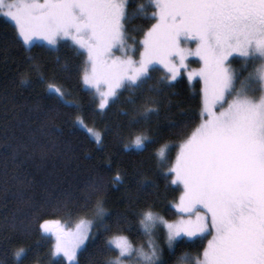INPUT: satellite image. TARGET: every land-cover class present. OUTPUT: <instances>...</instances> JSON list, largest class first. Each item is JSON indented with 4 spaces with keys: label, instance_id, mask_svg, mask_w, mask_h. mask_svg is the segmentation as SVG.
Here are the masks:
<instances>
[{
    "label": "snow or ice",
    "instance_id": "1",
    "mask_svg": "<svg viewBox=\"0 0 264 264\" xmlns=\"http://www.w3.org/2000/svg\"><path fill=\"white\" fill-rule=\"evenodd\" d=\"M128 6V0H0V16L13 24L26 49L37 38L52 49L70 40L74 52L86 56L83 84L95 89L101 110L121 89L140 90L157 64L167 73L158 81L157 93L186 70L190 56L201 64L187 73L189 81L198 76L203 82L199 123L178 133V151L165 173L180 191L171 202L178 219L170 221L145 203L135 213L142 237L136 245L123 234L119 218L114 225L104 224L109 213L98 195L100 184L93 182L89 188L97 198L94 203L85 198L80 211L92 212L94 220L81 218L74 230L60 221L40 223L41 232L55 239L52 256L78 264V252L94 239L92 228L98 222L107 234L104 251L112 253L101 264H163L157 243L161 234L169 250L184 237H211L195 257L182 254L176 264H264V0H148L157 9L155 23L143 39L132 37L131 44L125 27ZM137 11L146 15V5L139 4ZM236 58L239 69L233 67ZM29 71L40 69L30 64ZM40 79L44 82L43 75ZM28 83V78L21 80ZM47 92L65 106L72 104L54 81L47 83ZM155 104L146 99L139 119L130 124L148 122L158 113ZM76 123L86 127L80 117ZM87 131L102 144L99 132ZM130 137L125 150L144 151L153 142L144 131ZM168 148L164 143L155 150L161 168L169 164ZM113 183L123 184L124 174L117 172ZM153 186L140 180L137 192ZM25 252H14L19 264Z\"/></svg>",
    "mask_w": 264,
    "mask_h": 264
},
{
    "label": "trees",
    "instance_id": "2",
    "mask_svg": "<svg viewBox=\"0 0 264 264\" xmlns=\"http://www.w3.org/2000/svg\"><path fill=\"white\" fill-rule=\"evenodd\" d=\"M128 2L125 27L132 43V37L141 40L155 23L152 13L156 8L148 6V0ZM141 3L147 7L146 15L137 11ZM85 59L65 42L55 49L43 44L26 49L14 26L0 18V264H19L14 252L20 248L26 250L20 258L23 264H66L52 256L53 241L42 234L39 225L44 220L68 226L81 218L94 220L92 212L80 211L85 198L93 203L97 198L89 188L93 182L100 184L98 195L109 213L104 224L114 225L119 218L126 229L123 234L136 245L142 237L135 213L145 203L153 204L170 221L177 217L171 202L180 191L165 173L178 151V133L199 123L200 83L179 78L157 93V83L165 73L155 68L140 90L121 89L118 98L101 111L95 96L83 86ZM30 64L38 65L40 71L30 72ZM233 67L239 69V58ZM24 78L30 83L21 84ZM52 81L63 87L71 105L51 98L47 83ZM148 98L156 101L158 113L133 126L130 122L139 119ZM77 117L86 127L76 123ZM88 128L102 135V144L91 137ZM139 131L153 142L144 151L125 150L130 134ZM164 143L169 146V164L161 168L155 150ZM117 172L124 174L123 184L113 183ZM143 179L154 186L137 192ZM92 236L78 253V264H101L112 256L104 251L107 234L98 222ZM157 243L163 249V264H176L182 254L195 257L207 239H180L169 250L161 234Z\"/></svg>",
    "mask_w": 264,
    "mask_h": 264
},
{
    "label": "rangeland",
    "instance_id": "3",
    "mask_svg": "<svg viewBox=\"0 0 264 264\" xmlns=\"http://www.w3.org/2000/svg\"><path fill=\"white\" fill-rule=\"evenodd\" d=\"M156 11H157V9H156ZM0 18H2V19H4V20H6V21H8L6 18H4L3 16H0ZM10 24H12L10 21H8ZM13 25V24H12ZM144 35V34H143ZM143 39V38H142ZM21 41H22V39H21ZM23 42V41H22ZM68 43L69 45H71V41L70 40H61L60 42H59V44L60 43ZM130 43V42H129ZM34 44H43V45H47V42L46 41H44V40H41V39H39V38H37L36 39V41H35V43ZM131 44V43H130ZM47 46H49V45H47ZM51 47V46H50ZM193 47H194V45H193ZM117 55H120V53H116ZM85 58H86V56H85ZM135 59H139V53L137 52L136 53V55H135ZM231 59V58H230ZM238 59V58H237ZM186 63V70L185 69H181L180 70V74L176 77V80L177 79H179V78H185L190 84H193V83H195V82H199L200 83V87L202 88L203 87V82L200 80V78L198 77V76H196V77H194L193 78V80L192 81H189L188 80V78H187V73L188 72H191V71H198L199 70V68L201 67V64H200V62L198 61V59L196 58V57H194V56H190L189 58H188V60L185 62ZM155 68H159V69H161V70H163L164 71V73H165V75L167 74L166 72H165V70L163 69V67L161 66V65H159V64H157V65H155ZM175 81V80H174ZM172 83H173V81H171ZM83 86H84V88L86 89V90H88L89 92H91L94 96H95V98H96V100H97V102H98V105H99V96L96 94V92H95V89H90V88H88L86 85H84L83 84ZM112 102V101H111ZM107 108V107H106ZM105 108V109H106ZM105 109H103V110H105ZM99 110H101V109H99ZM103 110H101V111H103ZM91 137H93L92 135H91ZM94 138V137H93ZM95 139V138H94ZM175 219H178V214H177V217L175 218ZM77 224V223H76ZM76 224H74V225H72V226H68V225H66L65 223H61V226H63V227H66L67 229H71V230H74L75 229V225ZM44 236H46V237H49L52 241H53V245L55 244V239H54V237H52L50 234H44V233H42ZM196 238H201V237H196ZM196 238H193V239H196ZM211 237L210 236H208V238L207 239H210ZM182 239H185V240H189V241H191V240H193V239H189V238H187V237H184V238H182ZM178 240H180V239H178ZM85 243H86V241H85ZM84 246H82V248H83ZM81 251V250H80ZM79 251V252H80ZM78 252V253H79ZM55 258H58V259H62L66 264H68V261L63 257V255H58V256H55Z\"/></svg>",
    "mask_w": 264,
    "mask_h": 264
}]
</instances>
